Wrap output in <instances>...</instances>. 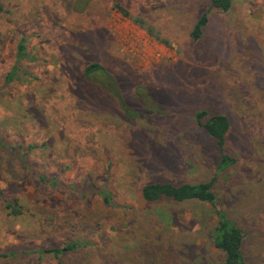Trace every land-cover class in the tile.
I'll use <instances>...</instances> for the list:
<instances>
[{
    "label": "rangeland",
    "instance_id": "374dc122",
    "mask_svg": "<svg viewBox=\"0 0 264 264\" xmlns=\"http://www.w3.org/2000/svg\"><path fill=\"white\" fill-rule=\"evenodd\" d=\"M212 1L0 0V264H222L209 205L141 195L211 180L264 264V0ZM202 111L231 121L222 173Z\"/></svg>",
    "mask_w": 264,
    "mask_h": 264
},
{
    "label": "trees",
    "instance_id": "16d2710c",
    "mask_svg": "<svg viewBox=\"0 0 264 264\" xmlns=\"http://www.w3.org/2000/svg\"><path fill=\"white\" fill-rule=\"evenodd\" d=\"M212 7L223 12H228L231 9V0H213ZM121 12L128 16V13L121 9ZM135 23H140L134 20ZM208 13H205L195 24L191 33L193 40H199L203 36L205 27L208 25ZM28 56L25 52V46L22 42L18 45V57ZM93 74H106L102 64L94 62L85 68V76L91 78ZM7 76L8 80L13 81L14 77ZM10 81V82H11ZM206 112L202 111L196 115V120L199 125L203 126L208 135L216 141L217 148L220 153V159L217 165V172L222 173L233 167L237 162L236 159L226 152L227 135L231 129V121L227 115L219 114L211 119L203 121ZM214 180L209 182L199 183H182L174 185L172 183L153 182L146 184L141 195L144 201L156 203L162 199H171L176 203L186 201H196L210 206V212L216 216V222L209 229V237L213 246L222 252L224 258L222 264H251L250 256L245 250V232L240 227L239 223L230 217L229 213L222 208L218 200V196L214 191ZM0 190V201H2ZM104 201L111 204L110 195L107 192L103 193ZM5 209L9 216H21L22 210L17 202L4 200ZM77 243H70L63 247L50 248L42 250V254H51L57 258L63 256L65 252L73 251ZM61 264V263H60Z\"/></svg>",
    "mask_w": 264,
    "mask_h": 264
}]
</instances>
